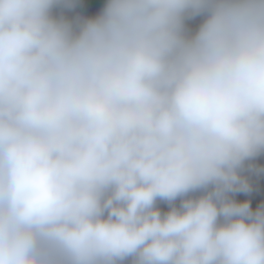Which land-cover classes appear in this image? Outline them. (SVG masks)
I'll list each match as a JSON object with an SVG mask.
<instances>
[{"label": "clouds", "instance_id": "clouds-1", "mask_svg": "<svg viewBox=\"0 0 264 264\" xmlns=\"http://www.w3.org/2000/svg\"><path fill=\"white\" fill-rule=\"evenodd\" d=\"M61 2L0 0V264H264V210L223 196L264 151V0H107L78 32Z\"/></svg>", "mask_w": 264, "mask_h": 264}, {"label": "water", "instance_id": "water-1", "mask_svg": "<svg viewBox=\"0 0 264 264\" xmlns=\"http://www.w3.org/2000/svg\"><path fill=\"white\" fill-rule=\"evenodd\" d=\"M237 174L248 187L247 190L227 191L228 201L237 204L247 202L253 213L264 210V151L245 159Z\"/></svg>", "mask_w": 264, "mask_h": 264}, {"label": "trees", "instance_id": "trees-1", "mask_svg": "<svg viewBox=\"0 0 264 264\" xmlns=\"http://www.w3.org/2000/svg\"><path fill=\"white\" fill-rule=\"evenodd\" d=\"M93 7L95 16L92 14L87 0H62L61 3L55 5L52 9L53 18L60 20L63 19L69 22L73 30L78 32L80 27L88 20L95 19L99 16L105 7L107 0H90ZM201 24L203 23L205 16L199 15ZM224 198L228 201L227 192L223 193ZM161 198H157L154 207L158 209L161 214L168 212L166 204ZM116 264H134V258L129 256L123 260H117Z\"/></svg>", "mask_w": 264, "mask_h": 264}, {"label": "rangeland", "instance_id": "rangeland-1", "mask_svg": "<svg viewBox=\"0 0 264 264\" xmlns=\"http://www.w3.org/2000/svg\"><path fill=\"white\" fill-rule=\"evenodd\" d=\"M185 21H186V24H187V21H188V25H190V24H194L193 22H197V23L199 24L200 16L197 15V16H194V17H191V18H186ZM184 26H185V25H184ZM198 29H199V28H198ZM211 191H213V190L208 191V192H207L206 194H204V195H207V194H208L209 192H211ZM204 195H202V196H204ZM199 197H201V196L196 192V190H193V191H189V192L186 193V194H183V195H181V196H178V197L175 199V201H172L171 203H170L169 201H167V200H164V199H162V201L165 202L166 207H167V209H168V211H169V210L171 209V207H173V206L179 208L180 205H181V202H182L183 200H185V199H197V198H199ZM162 201H160V203H161Z\"/></svg>", "mask_w": 264, "mask_h": 264}, {"label": "crops", "instance_id": "crops-1", "mask_svg": "<svg viewBox=\"0 0 264 264\" xmlns=\"http://www.w3.org/2000/svg\"><path fill=\"white\" fill-rule=\"evenodd\" d=\"M88 2V6L90 7V10L92 12V14L95 16V13H94V10H93V7L91 6V3H90V0H87ZM194 24H190L188 25V21H187V24H186V21H184V27H185V33L186 35L188 36H193L195 35V33L198 31V28L200 27L201 25V21H199V24L197 22H193ZM196 192L198 193L197 189H196ZM199 194V193H198ZM200 195V194H199ZM202 196V195H200ZM165 203V202H164Z\"/></svg>", "mask_w": 264, "mask_h": 264}, {"label": "built area", "instance_id": "built-area-1", "mask_svg": "<svg viewBox=\"0 0 264 264\" xmlns=\"http://www.w3.org/2000/svg\"><path fill=\"white\" fill-rule=\"evenodd\" d=\"M213 188H214L213 185H209V186L206 187V188H199V189H197V191H198V193H199L200 195H204V194H206L208 191L213 190ZM223 222H224V218H223V217H220V218L218 219V223H223Z\"/></svg>", "mask_w": 264, "mask_h": 264}]
</instances>
